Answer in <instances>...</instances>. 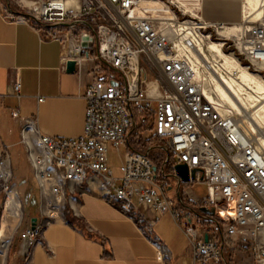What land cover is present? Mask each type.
<instances>
[{
  "label": "built area",
  "instance_id": "obj_1",
  "mask_svg": "<svg viewBox=\"0 0 264 264\" xmlns=\"http://www.w3.org/2000/svg\"><path fill=\"white\" fill-rule=\"evenodd\" d=\"M140 1L35 0L29 6L31 24L59 26L57 38L72 40L66 60H74L75 73L90 76L80 136L52 137L40 133L33 120L22 122L20 143L34 186L49 200L84 183L101 196H111L138 221H144L138 209L148 212V227L168 215L186 239L191 264H232L225 256L228 242L245 241L255 261L264 264V154L253 133L240 124V116L220 112L205 95L187 57L175 55L177 45L185 50L193 46L191 31L186 30V37L184 26L155 24L139 14ZM237 44L250 63H263L264 25L245 27ZM148 81L156 85L152 93ZM11 115L17 117V112ZM149 120L160 148L171 155L169 162L158 165L141 146ZM112 151L118 176L109 163ZM178 163L187 166V182L175 174ZM11 171L9 161H0V191H8ZM196 184L206 188L197 201L181 187ZM182 195L193 204H186ZM230 205L231 215H219V209ZM201 206H212L215 213L202 214ZM53 215L41 213L46 224ZM38 230L36 224L21 230L22 255H27ZM157 249L159 254L167 252L162 244Z\"/></svg>",
  "mask_w": 264,
  "mask_h": 264
},
{
  "label": "crops",
  "instance_id": "obj_2",
  "mask_svg": "<svg viewBox=\"0 0 264 264\" xmlns=\"http://www.w3.org/2000/svg\"><path fill=\"white\" fill-rule=\"evenodd\" d=\"M34 1L0 0V144L8 151L20 147L22 153L18 126L27 119L52 137L82 134L90 80L86 73L66 71L72 40L57 38L59 26L31 24L26 13ZM240 5V0H202L200 16L210 23L236 22ZM14 111L17 117H12ZM69 195L63 197L68 205L54 211L47 224L39 203H32L24 227L36 218L34 244L24 256L19 238L6 252L0 250V264H191L186 239L168 215L148 227V212L139 210L144 221H138L84 183L75 184ZM157 244L167 252L159 254Z\"/></svg>",
  "mask_w": 264,
  "mask_h": 264
},
{
  "label": "rangeland",
  "instance_id": "obj_3",
  "mask_svg": "<svg viewBox=\"0 0 264 264\" xmlns=\"http://www.w3.org/2000/svg\"><path fill=\"white\" fill-rule=\"evenodd\" d=\"M262 2H264V0ZM201 3L202 0H141L138 7L139 14L152 19L155 24L164 25L167 22H173L175 25H180L182 28L183 26L186 27L187 29L184 28L185 30H183L182 33L185 34L186 30L191 31V34L198 38L200 37L204 41V46L205 42L208 41L221 43V48L224 52L235 57L240 64L247 67L249 71L257 74L264 80V69L261 68V64H252L247 59H245L244 56L240 54L237 44L238 36L240 33H242L245 27L255 23H262L264 25V4L260 5L259 9L252 12L246 18L242 16L241 11L240 18L236 22L212 23L213 25L211 26H205L203 25L200 16ZM242 3L243 0H240V7H242ZM234 25H237L238 27L233 28ZM185 36L190 37L188 33ZM232 114L236 117H239V115L235 114L233 111ZM18 128L20 135L22 123L18 126ZM143 132L145 133L144 137L146 136V138H143V143L141 146L149 150V155L152 159H154L155 163L160 165L164 161L169 162L171 160L170 153L160 148L161 140L153 135L152 120H149ZM0 138H4V128L1 121ZM9 150L10 151L0 144V161H9L12 170L8 191H0V220H5L3 228V238L5 244L2 249L4 252H6L7 249L10 248L13 243H15L20 238V232L24 228V224L27 222V215L25 213L30 210L32 203H39L40 213L44 211L53 213L54 211H58L59 209L61 210L66 207V205H68V201L66 199L69 196V193H66V199H63V197L60 199H55L54 197L52 198V196L49 198V200L42 198V195L32 184L30 167L26 161L25 152L22 153L21 151H18V147H11ZM9 152L11 154V158ZM109 163L113 174L118 176V161L115 158L114 151L111 152ZM165 172H168V165H165ZM183 188L188 191V194L191 197H196V201L199 197L204 195L206 191V188L203 184L193 185V188L189 187V185H183ZM89 190L94 192L91 189ZM96 194L101 196L98 193ZM11 196L14 197L20 204L19 216L13 215L11 208L7 206V200L11 199ZM182 196L183 201L186 204H193V200H188L189 198L187 195ZM114 204L118 207L116 203ZM139 210L140 209L136 211L137 214L140 213ZM127 214L132 216L129 213ZM228 220L231 222L230 218ZM203 224L206 226L210 225L209 222H205ZM219 228H221V225H219ZM233 245L234 244L231 242H228L226 246L227 253L225 255L232 264H258L253 257L248 241L239 243L238 245Z\"/></svg>",
  "mask_w": 264,
  "mask_h": 264
},
{
  "label": "bare ground",
  "instance_id": "obj_4",
  "mask_svg": "<svg viewBox=\"0 0 264 264\" xmlns=\"http://www.w3.org/2000/svg\"><path fill=\"white\" fill-rule=\"evenodd\" d=\"M262 1L243 0L242 16L246 18L259 9L260 5L264 4ZM237 27V25L233 26V28ZM194 40L189 50L182 49L180 46L178 48L177 45L178 50L175 55L187 57L188 65L199 79L205 95L217 104L220 112L233 111L239 115L240 124L246 131L253 133L264 154V80L240 64L235 57L224 52L221 43L208 41L204 46V41L195 35ZM259 64L264 69V62ZM155 88L154 82H147L149 92H154ZM7 206L11 208L13 215L19 216L20 204L14 197L11 196V199L7 200ZM218 213L221 216L231 215L233 208L230 205L219 209ZM4 224L5 220L1 219L0 250L5 244Z\"/></svg>",
  "mask_w": 264,
  "mask_h": 264
},
{
  "label": "water",
  "instance_id": "obj_5",
  "mask_svg": "<svg viewBox=\"0 0 264 264\" xmlns=\"http://www.w3.org/2000/svg\"><path fill=\"white\" fill-rule=\"evenodd\" d=\"M65 68H66V71L68 73H74V68H75L74 60L67 59L66 62H65ZM174 171H175V174L179 177V179L182 182H187L188 181V178H189L188 169H187V166L184 163L175 164ZM194 173H195V169L190 171L191 178H194ZM176 197H177L178 200L181 199L179 191H176ZM199 211L204 213V214H207V215H213L215 213V210H214V208L212 206L211 207L201 206V207H199ZM35 224H36V218L33 217L31 219V228H34ZM206 239H207V237L205 236V240Z\"/></svg>",
  "mask_w": 264,
  "mask_h": 264
},
{
  "label": "trees",
  "instance_id": "obj_6",
  "mask_svg": "<svg viewBox=\"0 0 264 264\" xmlns=\"http://www.w3.org/2000/svg\"><path fill=\"white\" fill-rule=\"evenodd\" d=\"M18 151L22 152V148L18 147ZM9 154H10V152H9ZM10 158H11V154H10Z\"/></svg>",
  "mask_w": 264,
  "mask_h": 264
}]
</instances>
